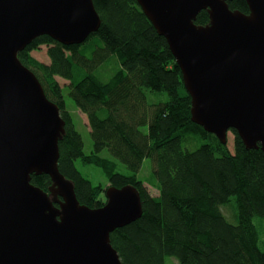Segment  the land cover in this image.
Returning <instances> with one entry per match:
<instances>
[{
  "label": "trees",
  "instance_id": "1",
  "mask_svg": "<svg viewBox=\"0 0 264 264\" xmlns=\"http://www.w3.org/2000/svg\"><path fill=\"white\" fill-rule=\"evenodd\" d=\"M92 2L100 26L84 43L64 46L40 36L17 55L65 123L57 167L77 200L99 209L108 187L137 190L141 217L110 234L122 264H264V153L246 149L235 131L231 152L192 122L180 69L135 0ZM227 4L248 14L245 0ZM208 22L201 11L194 23ZM40 46L47 47L48 64L31 55ZM64 91L86 116L89 153ZM104 150L127 174L100 156ZM147 159L150 172L141 180ZM76 161L99 169L106 188L84 178ZM31 184L47 191L50 179L32 175Z\"/></svg>",
  "mask_w": 264,
  "mask_h": 264
},
{
  "label": "water",
  "instance_id": "2",
  "mask_svg": "<svg viewBox=\"0 0 264 264\" xmlns=\"http://www.w3.org/2000/svg\"><path fill=\"white\" fill-rule=\"evenodd\" d=\"M135 1L180 69L192 122L264 153V0H245L248 14L230 0ZM99 26L92 0H0V264H122L110 234L141 217L139 193L111 186L101 208L79 203L57 167L65 123L17 57L40 36L80 45Z\"/></svg>",
  "mask_w": 264,
  "mask_h": 264
},
{
  "label": "rangeland",
  "instance_id": "3",
  "mask_svg": "<svg viewBox=\"0 0 264 264\" xmlns=\"http://www.w3.org/2000/svg\"><path fill=\"white\" fill-rule=\"evenodd\" d=\"M46 51H47L46 46H40L39 49L32 51L31 55L36 60H38L44 64H48L49 58L47 56ZM57 81L59 82L61 87L65 86L67 84V82L65 80H62L60 78H57ZM63 94L65 96L66 109L70 112V114L72 116V120H73L75 129L79 132V134L82 137L83 144H84V152L89 153L91 151V139L89 136V129L87 126L86 116L84 114L80 113L75 108L73 102L67 97L66 91H64ZM233 140H234V135L231 132H229L227 134V146L231 152L233 151ZM100 156L116 162V164H117L116 172H119L121 174H127L126 168L123 165H120L117 161H115L109 155V153L106 150L102 151L100 153ZM75 166L84 178L90 180V182L93 184V186L99 185V186H102L103 188H106V186L108 185V182H107L105 176L103 175V173L99 169H97L93 166H89V165H82L79 161L75 162ZM150 168H151V162H150V160L147 159L143 162L142 168H141L140 172L138 173V178L143 180L149 174ZM222 208H224L223 210L226 212V214L229 212V210H227L228 208H225V207H222ZM222 208H221V210H222ZM228 221L230 223H234V220L228 219Z\"/></svg>",
  "mask_w": 264,
  "mask_h": 264
}]
</instances>
